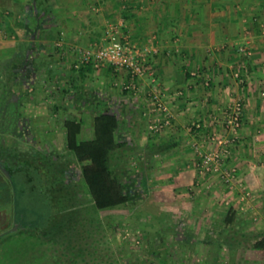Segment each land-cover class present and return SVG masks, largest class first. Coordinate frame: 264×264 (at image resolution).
<instances>
[{
	"label": "crops",
	"instance_id": "1",
	"mask_svg": "<svg viewBox=\"0 0 264 264\" xmlns=\"http://www.w3.org/2000/svg\"><path fill=\"white\" fill-rule=\"evenodd\" d=\"M5 1L24 21L33 0ZM52 2L60 39L52 66L58 112L80 123L81 134L86 128V140L96 116L108 110L119 116L118 136L129 144L120 156L123 180L133 181L126 164L136 158L142 171L134 181L148 184L140 201L149 194L160 207L152 214L169 218L162 229L184 249L186 262H247L252 244L264 235V0ZM111 23L145 55L148 75L132 78L110 64L75 69L80 50L106 44ZM155 91L170 110L171 125L153 134L149 122L164 117L152 104ZM237 100L245 102L243 127L224 162L235 169L234 178L223 184L198 173L195 146L204 148L217 132L226 137L223 119Z\"/></svg>",
	"mask_w": 264,
	"mask_h": 264
},
{
	"label": "rangeland",
	"instance_id": "2",
	"mask_svg": "<svg viewBox=\"0 0 264 264\" xmlns=\"http://www.w3.org/2000/svg\"><path fill=\"white\" fill-rule=\"evenodd\" d=\"M19 12L17 7L0 0V159L8 158L16 163L7 169L9 176L3 174V180L0 178V264H57V261L64 264L70 259L90 264H199L198 258L194 263L183 259L184 249L176 247L171 232L162 229L170 223L169 218L152 214L160 207L149 202V194L142 201L138 197L133 205L110 211H97L88 201L79 166L65 147L63 123L68 114L57 110V78L52 69L57 50L48 41H44L46 49L37 50L34 55L36 65L42 68L31 87L32 100L16 114L20 120L16 128L14 103L10 90L5 87L12 65L6 60L1 62V57L10 58L9 54L18 45L36 38V35L29 38L25 34L22 17L14 18ZM37 42L41 41L37 39ZM1 108H4L2 113ZM34 117L42 124H35ZM45 124L49 128H44ZM86 134L85 128L79 140H86ZM212 136L219 137V132L208 137ZM203 145L202 152L214 147L208 138ZM126 165L134 183V176L142 171L141 163L133 158ZM66 167L72 179L69 188L63 191L70 199L63 201L62 195L57 194V186L63 180L57 175V168ZM66 218L72 223L84 218L87 235L91 234L87 237L84 229L77 225L75 241H71V244L77 242V249L72 253L57 249V221L62 225ZM58 243L62 245L63 241ZM84 246L88 252L79 257L78 248ZM62 251L70 252L71 256L64 257ZM174 251L177 254L174 256L180 258L177 262H173ZM250 254L244 264H264V252L252 250Z\"/></svg>",
	"mask_w": 264,
	"mask_h": 264
},
{
	"label": "trees",
	"instance_id": "3",
	"mask_svg": "<svg viewBox=\"0 0 264 264\" xmlns=\"http://www.w3.org/2000/svg\"><path fill=\"white\" fill-rule=\"evenodd\" d=\"M23 26L25 34L29 38H31L29 35H36V38L29 39L27 44L18 45L12 56L6 60L7 63H11L12 71L11 76L6 77L7 84L5 87L10 90L9 94L11 101L14 103L13 111L15 116L24 105L32 100L31 87L36 74L42 68L41 65H36L37 62H35L34 55L37 50L46 49L47 44L44 41H48L57 50L55 44L60 39H57L56 16L52 0H33L24 15ZM37 39L41 42H37ZM3 111L4 108H1V113ZM19 121L18 116H16V128L19 125ZM120 124L121 119L114 111L108 110L96 116L93 120L92 138L90 140H79L82 128L81 124L75 120L66 119L63 125L66 150L74 155L75 161L79 166V177L86 191L88 201L92 203L97 211H110L118 207L133 205L146 187L145 183H135V181L133 183L132 180H123L127 171L125 166L121 164L120 156L122 152L126 151L125 147L129 144L118 136ZM125 154L126 156L128 155L127 153ZM68 173H70L68 167L57 168V175L63 177V180L57 186V190H59L57 194L62 195L61 199L63 201L70 199L63 194L65 187L69 188L72 179ZM77 225L84 229L86 235L88 234L84 218L76 223H72L69 218H66V223L62 225L57 221L58 250L63 248L66 251L70 250L71 253L76 251L75 244L77 242L71 244V241H75L76 234L74 233ZM72 233V236H68V234L71 235ZM90 235H87V237ZM62 237H65V240ZM82 239L83 243L86 244L85 238L82 237ZM61 241H63L62 245L58 243ZM86 247L78 248L80 250L79 257L82 254L85 256V252H88ZM251 250L264 252V235L260 236L252 244ZM70 252L62 251V255L70 257ZM57 264H61V261H57ZM64 264L90 263L70 259Z\"/></svg>",
	"mask_w": 264,
	"mask_h": 264
},
{
	"label": "built area",
	"instance_id": "4",
	"mask_svg": "<svg viewBox=\"0 0 264 264\" xmlns=\"http://www.w3.org/2000/svg\"><path fill=\"white\" fill-rule=\"evenodd\" d=\"M58 41L55 46H59ZM79 61L75 63V69L81 65H94L98 67L103 64H110L118 70L126 71L132 78H143L148 75L146 59L143 53L132 47L128 41L122 39L119 34L118 26L114 23L109 24L106 37V44L95 50H80ZM249 55V53L247 54ZM123 89L128 90L130 86ZM160 92L155 91L152 97V104L155 110L163 113L164 117L160 120L150 121L148 130L152 133H159L171 125V114L168 107L161 102ZM264 96V93H262ZM245 112L244 100H237L229 107L223 119V131L226 137H208L214 147L207 152H202V147L195 146L197 157L196 169L200 175H208L220 178L223 184H231L234 178L235 169L226 168L225 160L228 159L230 151L239 138V132L243 127V115ZM199 127V126H198Z\"/></svg>",
	"mask_w": 264,
	"mask_h": 264
},
{
	"label": "flooded vegetation",
	"instance_id": "5",
	"mask_svg": "<svg viewBox=\"0 0 264 264\" xmlns=\"http://www.w3.org/2000/svg\"><path fill=\"white\" fill-rule=\"evenodd\" d=\"M16 163L14 162V160H12V159H0V167H2L7 173H9L8 171H7V169L9 168V167H13V165H15ZM4 173L0 170V178H1V180H3V177H4V175H3Z\"/></svg>",
	"mask_w": 264,
	"mask_h": 264
},
{
	"label": "water",
	"instance_id": "6",
	"mask_svg": "<svg viewBox=\"0 0 264 264\" xmlns=\"http://www.w3.org/2000/svg\"><path fill=\"white\" fill-rule=\"evenodd\" d=\"M0 170H1L4 174H6V176H9V173H7L2 167H0Z\"/></svg>",
	"mask_w": 264,
	"mask_h": 264
}]
</instances>
